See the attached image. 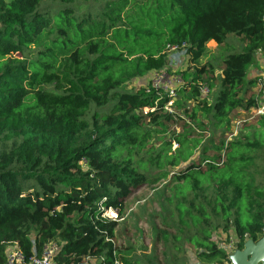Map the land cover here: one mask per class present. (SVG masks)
I'll return each mask as SVG.
<instances>
[{"label":"trees","instance_id":"obj_1","mask_svg":"<svg viewBox=\"0 0 264 264\" xmlns=\"http://www.w3.org/2000/svg\"><path fill=\"white\" fill-rule=\"evenodd\" d=\"M82 1L0 0V264L12 246L28 260L49 244L53 264H131L104 214L123 218L134 190L160 184L173 231L162 240L232 264L215 232L238 250L264 235V116L226 144L233 114L255 102L264 0ZM210 42L226 53L217 65L201 63ZM173 46L187 67L171 108L151 82L125 89L169 73Z\"/></svg>","mask_w":264,"mask_h":264},{"label":"rangeland","instance_id":"obj_2","mask_svg":"<svg viewBox=\"0 0 264 264\" xmlns=\"http://www.w3.org/2000/svg\"><path fill=\"white\" fill-rule=\"evenodd\" d=\"M93 0H85L77 3V7L80 11H86L89 6L88 3H93ZM230 41L236 46L237 50L242 49V45L237 39L231 38ZM212 55L203 59L202 64L211 62L213 64H219L226 56L225 52L219 50L215 43L210 42L207 45ZM257 62L249 69V78L260 76L259 72L264 70V54L260 53ZM18 56V55H16ZM169 73L180 72L187 67V59L183 51L170 52L169 53ZM155 73H150L144 78L134 80L126 86L125 89L130 90L139 86L146 85L151 81ZM258 80L264 82V78L261 75ZM258 87L254 88V91L259 93ZM212 95H209V99ZM246 114L242 111H237L233 114L231 128L233 123L240 119H245ZM255 121L246 122L240 129L238 136L234 140L244 139L246 134H250L255 126ZM5 141L0 139V146ZM151 143L158 149L161 142L156 137L152 139ZM177 145L174 144L173 149ZM201 149L196 150L193 161L201 158ZM180 169V168H178ZM178 169H175V171ZM166 192L164 185L160 184L156 187H149L144 185L133 191L132 195L126 202L125 215L117 229V246L120 253L128 259L131 264H175L178 258L181 261L185 260V264H230L226 261L213 263L206 262L197 257L196 249L193 244L182 241L180 243V250H173L174 243L172 242L173 236L169 234L170 240L164 242L159 235L161 230L166 228L168 215H170L169 207L165 202ZM166 230H169L166 228ZM170 233L173 231L169 230ZM213 240L217 243L218 247L223 250L228 258L235 255L237 251L236 242L237 239L233 233L226 237L221 231L215 232ZM174 253V254H173Z\"/></svg>","mask_w":264,"mask_h":264},{"label":"built area","instance_id":"obj_3","mask_svg":"<svg viewBox=\"0 0 264 264\" xmlns=\"http://www.w3.org/2000/svg\"><path fill=\"white\" fill-rule=\"evenodd\" d=\"M178 51L181 50L176 46L168 47L169 53ZM150 82L156 89H162L168 94V97H170L172 101L169 102L167 108H171L177 95V89L183 83L182 76L177 74V72L168 74V72L163 71L161 73L154 74ZM257 87L260 89L259 93L256 92L253 106L248 111L242 112L243 114H246L245 119H240L233 123L230 132L226 136V144L233 141L238 136L244 123L257 120L264 116V82L259 80ZM201 94L202 96H207L209 93L207 89L203 88L201 90ZM168 110L171 111L170 109ZM223 159L224 154H222L221 161H223ZM104 217L117 222L122 220V218H119L118 213L111 208L106 211ZM55 252L56 245L49 244L43 249L39 256L35 255L27 260L17 246H12L7 250L5 264H53ZM115 264L120 263L116 260Z\"/></svg>","mask_w":264,"mask_h":264},{"label":"water","instance_id":"obj_4","mask_svg":"<svg viewBox=\"0 0 264 264\" xmlns=\"http://www.w3.org/2000/svg\"><path fill=\"white\" fill-rule=\"evenodd\" d=\"M232 264H264V235L257 241L249 240L244 249L239 250L231 257Z\"/></svg>","mask_w":264,"mask_h":264},{"label":"crops","instance_id":"obj_5","mask_svg":"<svg viewBox=\"0 0 264 264\" xmlns=\"http://www.w3.org/2000/svg\"><path fill=\"white\" fill-rule=\"evenodd\" d=\"M259 56H260V54H258V57H259ZM257 59H258V58H257ZM259 75H260V76L262 75L263 78H264V70H263V71H260V72H259ZM258 81H259V80H258ZM242 112H245V111H242Z\"/></svg>","mask_w":264,"mask_h":264}]
</instances>
